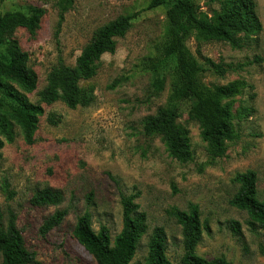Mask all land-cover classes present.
I'll return each mask as SVG.
<instances>
[{
	"label": "rangeland",
	"instance_id": "374dc122",
	"mask_svg": "<svg viewBox=\"0 0 264 264\" xmlns=\"http://www.w3.org/2000/svg\"><path fill=\"white\" fill-rule=\"evenodd\" d=\"M151 0H75L60 23L59 0H0V16L8 11H46L36 35L19 29L15 37L29 54V66L38 75V94L59 63L74 67L84 47L100 27L119 17L133 16V25L117 40L114 54H105L96 75L80 82L83 104L69 109L62 102L44 105L34 143L28 145L16 129L15 140L0 151V210L6 223L16 216L27 249L40 264H96L73 237L79 217L89 214L98 233L108 228L112 243L123 229V199L133 198L135 215H144L146 233L131 264H146L149 240L155 228L167 236V256L179 264L184 255L182 228L174 209L199 208L203 232L196 252L206 259L224 257L230 264H264V231L249 226L245 211L230 205L239 191L238 174L253 171L257 196L264 201V0H254L263 25L260 35L241 49L228 44L187 46L200 63L211 59L231 65L224 78L207 73L205 85L244 81L247 87L232 109L237 138L227 153L212 158L197 123L189 121V102L179 104L178 122L189 132L192 161L170 157L159 137L148 136L145 120L167 105L170 86L155 94L152 61L161 56L165 33L174 14L161 6L147 10ZM200 11L218 9V2L194 0ZM61 193L59 206L37 208L31 199L41 190ZM67 210L63 223L47 235L40 232L56 211ZM240 225L235 234L233 223ZM0 264L2 257L0 255Z\"/></svg>",
	"mask_w": 264,
	"mask_h": 264
},
{
	"label": "trees",
	"instance_id": "16d2710c",
	"mask_svg": "<svg viewBox=\"0 0 264 264\" xmlns=\"http://www.w3.org/2000/svg\"><path fill=\"white\" fill-rule=\"evenodd\" d=\"M74 1L59 0V26ZM210 1L218 2L219 8L203 12L194 0H151L147 7V10H152L165 6L174 14V20L167 26L161 56L150 65L156 76L153 83L155 94L160 95L169 83L170 97L166 106L145 120L144 131L148 136L159 137L170 157L181 163L191 162L193 153L189 132L178 122L179 104L190 103L189 121L199 125L209 155L221 158L227 153L228 143L237 138L231 101L247 87L244 81L212 87L205 85L202 81L205 74L224 78L233 67L211 59L200 63L187 42L193 39L198 51L202 45L210 43L228 44L236 50L243 48L263 30L254 0ZM45 14V10L38 8L30 13L16 10L0 16V151L5 142L15 140L16 129L28 145L34 143L45 112L43 104L50 106L62 102L69 109L82 105L84 95L80 82L96 75L102 56L115 53L117 40L127 35L138 15L119 17L96 30L74 67L59 63L52 68L47 86L38 94L39 103H33L28 94L37 90L38 75L29 66V54L23 51L15 35L19 29L36 35ZM234 181L239 185V191L230 205L248 214L252 229L264 231V201L257 196L256 174L253 171L238 174ZM62 201L61 193L43 189L30 203L33 207L44 208L59 206ZM123 206V229L113 243L108 228L101 227L98 233L93 230L89 214L77 220L73 237L96 264H131L136 255L147 225L144 215H135L138 206L133 203V198H124ZM67 215V210L56 211L44 222L41 234L45 236L58 228ZM171 215L181 226L183 234L185 252L179 264H230L224 257L206 259L197 254L203 232L197 206L192 205L189 212L174 209ZM233 230L235 234L241 233L237 222L233 223ZM148 247L146 264H172L167 256V236L163 228L154 229ZM0 255L2 264H40L36 255L27 249L16 216L10 212L5 223L1 210Z\"/></svg>",
	"mask_w": 264,
	"mask_h": 264
}]
</instances>
